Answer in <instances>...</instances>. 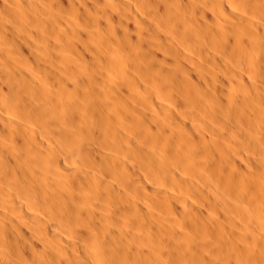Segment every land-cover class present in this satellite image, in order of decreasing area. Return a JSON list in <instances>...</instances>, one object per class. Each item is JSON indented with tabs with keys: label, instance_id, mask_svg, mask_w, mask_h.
Wrapping results in <instances>:
<instances>
[{
	"label": "bare ground",
	"instance_id": "6f19581e",
	"mask_svg": "<svg viewBox=\"0 0 264 264\" xmlns=\"http://www.w3.org/2000/svg\"><path fill=\"white\" fill-rule=\"evenodd\" d=\"M0 264H264V0H0Z\"/></svg>",
	"mask_w": 264,
	"mask_h": 264
}]
</instances>
